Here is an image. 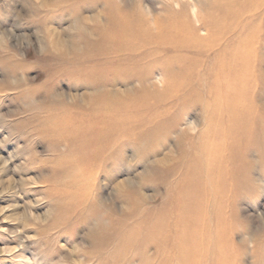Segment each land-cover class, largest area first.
Here are the masks:
<instances>
[{
  "label": "rangeland",
  "instance_id": "1",
  "mask_svg": "<svg viewBox=\"0 0 264 264\" xmlns=\"http://www.w3.org/2000/svg\"><path fill=\"white\" fill-rule=\"evenodd\" d=\"M216 261L264 264V0H0V264Z\"/></svg>",
  "mask_w": 264,
  "mask_h": 264
},
{
  "label": "bare ground",
  "instance_id": "2",
  "mask_svg": "<svg viewBox=\"0 0 264 264\" xmlns=\"http://www.w3.org/2000/svg\"><path fill=\"white\" fill-rule=\"evenodd\" d=\"M195 5V4H194ZM147 7V6H146ZM194 10V9H193ZM195 13V12H194ZM244 19V18H243ZM212 20V19H211ZM228 20V19H227ZM230 21H231V19H230ZM218 22V21H217ZM152 23V22H151ZM119 29V28H118ZM116 32H118V31H116ZM188 40H190L191 41V39L189 38ZM199 40V39H198ZM222 44V43H221ZM218 48V47H217ZM173 49V48H172ZM177 51V50H176ZM183 51H185V50H183ZM215 51V50H214ZM180 52V51H179ZM210 54V53H209ZM210 56V55H209ZM212 60V59H211ZM63 61V60H62ZM83 62V61H82ZM184 65V64H183ZM212 70V69H211ZM183 71H185V70H183ZM214 73V72H213ZM180 77H181V75H180ZM218 78V77H217ZM213 79V78H212ZM159 80V79H158ZM218 80V79H217ZM202 81V80H201ZM184 86V85H183ZM182 88V87H181ZM209 99V98H208ZM212 99V98H211ZM208 102H210L209 100H208ZM69 113V112H68ZM79 113V112H78ZM222 113V112H221ZM51 114V113H50ZM256 117L255 116H252V115H250V117H247V118H243L242 120H241V123L235 128L236 130H233V132H235V133H233L234 135V137L236 136V142H237V145H238V149H237V152L241 149H243L244 147V145L246 146L247 145V143L249 142V138L251 137V132H253L255 129H254V123L256 122ZM73 122V121H72ZM71 122V123H72ZM191 123V122H190ZM209 123H212V122H209ZM221 125V124H220ZM193 126V125H192ZM208 126H209V124H208ZM62 128V127H61ZM207 129V128H206ZM217 129V128H216ZM225 131V130H224ZM211 132V131H210ZM99 133V132H98ZM77 134V133H76ZM62 135V134H61ZM73 135V134H72ZM75 135V134H74ZM207 135V134H206ZM80 136V135H79ZM224 136V135H223ZM57 137H59V136H57ZM74 139V138H73ZM76 139H77V137H76ZM222 139V138H221ZM209 140H210V138H209ZM208 140V141H209ZM214 140V139H213ZM216 141V140H215ZM223 141V140H222ZM85 142V141H84ZM210 142V141H209ZM225 142V141H224ZM210 143H212V142H210ZM220 143V142H219ZM223 143V142H222ZM224 144V143H223ZM225 145V144H224ZM221 146H223L222 144H221ZM224 147V146H223ZM223 152V151H222ZM236 155V154H235ZM210 157V156H209ZM211 158V157H210ZM155 159V158H154ZM219 159V158H218ZM221 159H222V157H221ZM203 162V161H202ZM232 162H233V160H232ZM221 163V162H220ZM219 163V164H220ZM220 167V166H219ZM218 168V167H217ZM213 171V170H212ZM217 172H219L218 171V169H217ZM215 173V172H214ZM217 174V173H216ZM205 175V174H204ZM219 176V175H218ZM214 176H212V178H213ZM217 177V176H216ZM218 180V179H217ZM213 181V180H212ZM223 179L222 180H218L217 182H216V187H215V191H216V189H218L217 191H220V187H222L223 186ZM204 185V184H203ZM206 185V184H205ZM118 186V185H117ZM120 188V187H119ZM202 188H203V186H202ZM213 188V187H212ZM211 188V189H212ZM203 192V191H202ZM201 192V193H202ZM211 192V191H210ZM170 194V193H169ZM215 195V194H214ZM216 196V195H215ZM220 197V196H219ZM206 199H207V197H206ZM212 199V198H211ZM209 200V199H208ZM214 200H215V198H214ZM216 202V201H215ZM220 202V201H219ZM208 203V202H207ZM213 203H211L210 205H212ZM217 205V204H216ZM218 208H219V206H217ZM206 208H207V205H206ZM208 208H210V206L208 207ZM209 210V209H208ZM203 215V214H202ZM220 215V214H219ZM207 217V216H206ZM219 217V216H218ZM221 217H223V216H221ZM224 218V217H223ZM211 219V218H210ZM221 220V219H220ZM171 224V223H170ZM199 224V223H198ZM200 225V224H199ZM219 225V224H218ZM221 227V226H220ZM160 228H162V227H160ZM190 228V227H189ZM201 228H202V226H201ZM177 229V228H176ZM195 229V228H194ZM206 229V228H205ZM220 229V228H219ZM179 230V229H178ZM189 230V229H188ZM187 230V231H188ZM196 230V229H195ZM202 230V229H201ZM201 230H199L200 231V233H199V235H198V237H196V240L195 241H197V242H200L199 240H202L201 238ZM211 230V229H210ZM182 231V230H181ZM186 231V232H187ZM194 231V230H193ZM217 231V230H216ZM178 232V231H177ZM185 232V231H184ZM195 232H197V231H195ZM183 233V232H182ZM181 233V234H182ZM188 233H190V232H188ZM188 233H187V235H188ZM206 233V232H205ZM209 233H210V231H209ZM180 234V233H179ZM178 234V235H179ZM186 234V233H185ZM216 234V233H215ZM193 235H194V233H193ZM212 235V234H211ZM217 235V234H216ZM165 236V235H164ZM190 236H191V234H190ZM203 236V235H202ZM212 237H213V235H212ZM219 237V236H218ZM163 238V237H162ZM190 238V237H189ZM189 238H187V239H189ZM192 238V237H191ZM205 238H207V237H205ZM181 239H184V238H181ZM180 239V240H181ZM186 239V240H187ZM213 239V238H212ZM133 240V239H132ZM174 240V239H173ZM208 240H209V237H208ZM208 240H207V242H208ZM183 241V240H182ZM190 241H192L191 239H190ZM177 242H179V241H177ZM213 242V241H212ZM182 243V242H181ZM190 244L191 243H193V242H189ZM185 244H188V242L187 243H185ZM196 244V243H195ZM194 244V245H195ZM208 244V243H207ZM192 245V244H191ZM213 245V244H212ZM211 245V246H212ZM180 246V245H179ZM202 246V245H201ZM207 246V245H206ZM213 247V246H212ZM217 248H219L218 246H216ZM223 247V246H222ZM122 248H123V246H122ZM185 248H188V250H189V248L190 247H185ZM207 248V247H206ZM215 248V247H214ZM225 248V247H224ZM195 249H197V247H195ZM199 249V248H198ZM208 249V248H207ZM222 249V248H221ZM226 249V248H225ZM181 250V249H180ZM209 250V249H208ZM211 250H213V248H211ZM176 251V250H175ZM196 251V250H195ZM200 251V250H199ZM203 251V250H202ZM201 251V252H202ZM207 250H205V252H206ZM214 251V250H213ZM177 252V251H176ZM187 252V251H186ZM210 252V251H209ZM218 252V251H217ZM196 253H198V252H196ZM224 253V252H223ZM226 253V252H225ZM163 254V253H162ZM201 254V253H200ZM211 254H212V252H211ZM221 255L222 254H220V253H218V257H221ZM174 256H175V254H174ZM214 256V255H213ZM182 257V256H181ZM184 257V256H183ZM217 257V258H218ZM224 257V256H223ZM226 257V256H225ZM188 258V257H187ZM193 258V257H192ZM200 258H201V256H200ZM203 258V257H202ZM179 259V258H178ZM189 259V258H188ZM195 259V258H194ZM193 259V261L195 262V260ZM204 259V258H203ZM224 259V258H223ZM160 260V259H159ZM182 260V259H181ZM197 261H198V259H196ZM220 260V259H219ZM218 260V261H219ZM225 260V259H224ZM188 261V260H187ZM201 261H202V259H201ZM205 261V260H204ZM218 261H216L217 262V264H220V263H218ZM221 261V260H220ZM199 263H200V261H199ZM207 263V262H206ZM205 263V264H206ZM191 264V263H190ZM195 264V263H194ZM223 264V263H222Z\"/></svg>",
  "mask_w": 264,
  "mask_h": 264
}]
</instances>
